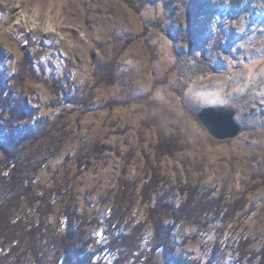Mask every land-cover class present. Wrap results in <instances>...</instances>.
Instances as JSON below:
<instances>
[{"label":"rangeland","instance_id":"374dc122","mask_svg":"<svg viewBox=\"0 0 264 264\" xmlns=\"http://www.w3.org/2000/svg\"><path fill=\"white\" fill-rule=\"evenodd\" d=\"M94 58L115 62L114 83L96 80ZM25 66L37 77L16 83ZM56 79L61 87L54 90L49 83ZM84 86L88 105L63 97ZM1 91L26 97L39 117L65 116L69 135L37 172L36 192L70 187L75 251L107 244V220L124 182L131 183L125 191L133 204L123 226L144 223L146 246L153 235L148 208L163 193L153 192L150 204L142 200L151 168L177 206L185 195L173 186L183 183L240 207L201 233L187 222L176 226L178 252L235 264L241 238L252 239L249 250L264 246V0H150L139 9L125 0H0ZM133 94L142 97L132 100ZM226 103L241 130L217 139L198 113ZM167 139L177 143L171 155L156 148ZM98 146L103 152L80 167L75 157ZM67 201L55 202L42 233L66 231ZM29 212L23 201L13 215ZM98 257L113 264L116 254L104 249ZM56 260L51 254L46 264ZM155 261L170 264L161 249Z\"/></svg>","mask_w":264,"mask_h":264},{"label":"trees","instance_id":"16d2710c","mask_svg":"<svg viewBox=\"0 0 264 264\" xmlns=\"http://www.w3.org/2000/svg\"><path fill=\"white\" fill-rule=\"evenodd\" d=\"M125 1L139 9L150 0ZM94 61L96 80L99 83H114L115 62H104L97 58ZM23 68L21 73L13 77L16 83H21L22 78L27 76L37 77L29 66ZM60 81L52 80L49 85L57 90L61 87ZM87 91V86H84L74 95L62 94L70 104L88 105ZM140 97L142 95L133 94L130 99ZM0 108V264H46L51 254L57 259L55 264L61 261L65 264H71L70 261L73 264H107L98 257L104 249L116 254L113 264H156L155 258L160 249L170 264H212L178 252L172 241L174 229L182 222H187L196 225L201 233L208 229L211 222L225 221L240 207L233 203H223L221 197L215 196L213 192L201 193L196 186L183 183L173 186L181 195H185L177 206L170 200L167 190H164V184H161L165 179L152 168L151 176L141 190L142 200L145 203L151 202L152 193L160 188L163 193L157 194L153 204L149 203L146 219L152 223L153 235L146 246L143 245L144 223L123 226L124 217L133 204L131 194L125 191L130 189L131 183L124 182L119 185L120 190L123 187L124 190L117 194V201L107 220L105 233L110 237L107 244L102 246L95 243L90 251H75V240H71L72 231L68 228L70 220L74 218L70 187L60 184L53 190H44L41 194L36 192L37 172L47 168L50 160L59 155L69 135L62 124L64 114L54 118L39 117L38 110L28 103L26 97L21 95L17 99L10 94L4 95V91L0 92ZM4 111L7 112L5 117L2 116ZM156 148L157 151L163 150V153L171 155L177 149V143L167 139ZM103 149L104 146L93 147L87 154L77 155L75 158L78 165L90 166V157L103 152ZM64 198L68 199L62 215L67 224L66 231L42 233L41 230L45 229L44 218L52 212L55 202ZM23 201L31 212L14 216L13 212ZM44 239L47 242L44 243ZM251 242L249 237L240 239L235 264H264V246L259 251L249 250ZM7 245L9 248L6 252Z\"/></svg>","mask_w":264,"mask_h":264},{"label":"water","instance_id":"95a60500","mask_svg":"<svg viewBox=\"0 0 264 264\" xmlns=\"http://www.w3.org/2000/svg\"><path fill=\"white\" fill-rule=\"evenodd\" d=\"M235 114V107L226 103L203 107L198 117L215 138L228 139L235 137L241 130V125L234 119Z\"/></svg>","mask_w":264,"mask_h":264}]
</instances>
